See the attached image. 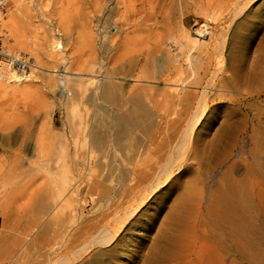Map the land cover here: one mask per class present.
<instances>
[{"label": "rangeland", "instance_id": "374dc122", "mask_svg": "<svg viewBox=\"0 0 264 264\" xmlns=\"http://www.w3.org/2000/svg\"><path fill=\"white\" fill-rule=\"evenodd\" d=\"M25 4L22 46L7 40L3 26L6 52L28 55L31 66L25 73L26 94L0 100V260L20 232H34L38 210L49 201L51 180L58 181L60 166L72 155L69 147L63 152L62 143L72 140V127L80 121L84 126L97 118V104L89 94L104 76L118 85L124 98L150 104L156 127L165 108L161 106L171 94L182 92L181 85L194 92L187 98L189 109L177 113L182 119L170 130L173 141L201 90H209L202 124L192 131L189 159L129 218L104 261L264 264V0H27ZM200 6L220 13L217 21L206 23L210 33L201 38L195 34L206 22ZM182 30L193 38L190 41H204V46L191 53V64L186 62L190 53L182 51L181 70H174L163 59L166 42L181 41ZM32 42L34 55L25 51ZM54 44L61 48L54 49ZM62 81L69 92L66 105L60 97ZM40 130L46 141L42 151L36 146ZM78 144L80 161L101 158L88 139ZM84 172L79 178L81 190L99 174ZM81 190L85 196L79 193L78 199L85 197L87 202L80 204L87 213L88 192Z\"/></svg>", "mask_w": 264, "mask_h": 264}, {"label": "bare ground", "instance_id": "6f19581e", "mask_svg": "<svg viewBox=\"0 0 264 264\" xmlns=\"http://www.w3.org/2000/svg\"><path fill=\"white\" fill-rule=\"evenodd\" d=\"M26 1L5 0L0 5V27L5 53L21 59L30 69L31 61L25 57L28 55L14 56L10 51L6 52L5 31L3 30L4 26L10 37L7 39L8 41L22 46L25 36L21 23L23 12L27 6ZM199 9L206 22L196 29L195 34L198 37H205L210 33L207 24L217 21L220 13L210 6L202 8L200 6ZM211 33L213 34L212 31ZM190 39L193 38L188 36L186 30L181 31V41L179 40V42L167 39L168 50L163 59L167 60L174 70L180 69L183 59L182 51L190 53L186 57V62L191 64V53L203 49L204 41L195 42ZM26 47V52L35 54L36 45L33 42ZM52 47L54 49L61 48L59 44H54ZM164 60L162 62H165ZM36 67L33 65V68ZM102 78L104 80L98 82L92 93L89 94L91 95L90 100L97 104V118L94 116L95 120L92 118L89 125L85 124L87 128L82 125L84 120L82 123L80 121L75 129L72 127V133L70 132L72 140L68 144L63 141V147L61 146L63 152L68 151V147L70 148L71 158L60 166L61 172L58 181L51 180L52 189L48 197L49 201L45 205L43 204V207L41 206L40 211L38 210V219L34 221L36 223L32 222L34 223V232H30V230L20 232L12 240L8 249L4 250L5 254L3 258L1 257L0 264H107L103 256L109 254L112 248H108L118 240V233L129 224V218L148 201L149 196L153 197L159 189L164 187L173 173L189 159L188 156L192 153V149L189 147L193 146L192 131L202 124L201 121L204 119L208 107V89H202L197 99L195 98V106L190 108L184 126L180 132L178 131V137L174 134L177 139L173 141L171 135L173 132L170 130L176 127L179 122L181 123L179 120L181 113L178 115L177 113L186 107L189 109L187 98L191 95L190 93L194 92L189 93L187 87L181 85V89L184 88L181 90L182 92L178 90L180 93L171 94V99L168 98L165 101L166 104L161 106V108L163 106L165 108L160 111L161 115L158 116L159 121L156 127L152 122L154 113L149 108L148 102L149 106L144 103V99L135 96V98L129 99L130 96L127 95L124 98V93L113 80L111 81V78L104 76ZM108 79L110 80L108 81ZM28 80L29 75L18 73L9 64H4L0 68V100L9 101L24 96L27 92L26 83ZM59 88L61 102L66 105V95L69 93L66 90V82H60ZM151 104L154 105V102ZM185 113L187 114V112ZM71 116L74 114L72 113ZM180 119L182 118L180 117ZM87 139L91 143L92 149L95 147L103 154H101V158L97 159V157L92 162L84 160L83 162L77 157L78 143L80 140L86 143ZM45 144L44 131L40 130L36 138L37 150L42 151ZM84 171L99 173L97 176L94 172L91 173L96 177L89 183V187L86 185L87 188H84L86 193L88 192V202L90 203L87 213L84 212V207L80 204L85 197L82 196V199H78V194L81 193L79 192L80 186H83L79 183V178L85 174ZM67 174L70 176L68 177ZM89 180L91 181V179Z\"/></svg>", "mask_w": 264, "mask_h": 264}, {"label": "built area", "instance_id": "2783aa9c", "mask_svg": "<svg viewBox=\"0 0 264 264\" xmlns=\"http://www.w3.org/2000/svg\"><path fill=\"white\" fill-rule=\"evenodd\" d=\"M4 1L5 0H0V5H2ZM2 11H4V9ZM2 38H3V35H2L1 27H0V68H2L4 64H9L11 68L17 71L18 73L25 74L29 69L27 64L21 59L12 57L5 53L4 48L2 46Z\"/></svg>", "mask_w": 264, "mask_h": 264}]
</instances>
